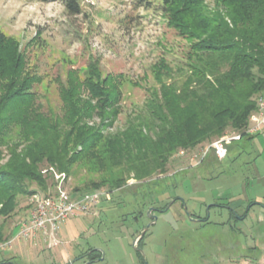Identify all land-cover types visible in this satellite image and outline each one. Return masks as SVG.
Wrapping results in <instances>:
<instances>
[{"label": "rangeland", "instance_id": "374dc122", "mask_svg": "<svg viewBox=\"0 0 264 264\" xmlns=\"http://www.w3.org/2000/svg\"><path fill=\"white\" fill-rule=\"evenodd\" d=\"M136 1L80 0L82 14L71 17L57 2L0 0V31L18 43L29 71L41 78L36 89L46 111L59 113L57 84L67 71L82 76L96 61L101 75H111L121 92L119 114L107 131L114 133L136 111L143 112L147 89L155 87L152 68L160 60L173 70L186 69L187 40L163 21L156 1L148 10ZM213 141L180 150L167 172L152 180L131 176L110 193L107 186L100 188L104 198L88 213L62 223L52 246V240L42 235L29 242L13 240L32 207L30 199H21L15 214L0 218L8 236L0 243V262L87 264L81 257L93 249L102 259L91 264H264V132L251 144L234 146L224 159L202 160L203 150ZM49 167L42 165L41 175L50 177L42 173ZM60 174L68 193L101 178L84 169L70 176ZM47 184L45 194L59 183L53 178ZM159 192L163 194L157 198L158 206L166 205L165 210L155 212L157 203L151 207L156 220L134 247L135 237L150 223L147 211ZM37 193L44 195L39 189ZM176 196L183 200L187 216L207 218L209 224L185 218L180 201L174 204ZM234 203L239 207L231 213Z\"/></svg>", "mask_w": 264, "mask_h": 264}, {"label": "trees", "instance_id": "16d2710c", "mask_svg": "<svg viewBox=\"0 0 264 264\" xmlns=\"http://www.w3.org/2000/svg\"><path fill=\"white\" fill-rule=\"evenodd\" d=\"M33 1L60 3L71 17L82 14L80 0ZM155 1L167 26L188 42L186 69L173 70L160 60L152 68L155 87L147 89L143 112L136 111L114 133L107 131L119 114L121 92L111 75H101L96 61L82 76L68 70L63 81L56 80L61 108L46 111L36 89L41 78L29 71L18 43L0 31V218L15 214L20 200L38 189L45 194L53 178L41 175L44 164L68 176L84 169L101 177L75 187L71 195L104 186L110 193L131 176L145 181L164 175L180 150H194L224 133L241 134L227 146L226 157L234 146L253 142L255 137L244 132L264 94V0L136 2L148 10ZM212 157L210 152L202 160ZM162 194L150 203L149 208L157 203L155 212L165 210L166 205L158 206ZM176 197L174 204L180 201L187 218L183 200ZM191 217L209 224L207 218ZM7 237L0 224V243ZM99 258L93 249L81 257L91 263Z\"/></svg>", "mask_w": 264, "mask_h": 264}, {"label": "built area", "instance_id": "2783aa9c", "mask_svg": "<svg viewBox=\"0 0 264 264\" xmlns=\"http://www.w3.org/2000/svg\"><path fill=\"white\" fill-rule=\"evenodd\" d=\"M87 1V0H85ZM264 132V94L257 99V110L250 116L247 136H258ZM241 134H226L213 141L203 150L202 155L211 152L219 160L227 155V146L238 142ZM58 181V186L48 194L35 193L31 196L30 212L20 220L13 240L32 241L38 235L48 236L55 245V234L59 226L71 217L84 215L95 207L106 195L104 191H95L80 196L71 195L62 186L64 174L57 173L52 167L42 171ZM54 242V243H53ZM11 243V242H10ZM8 243V246H10ZM50 248V247H49Z\"/></svg>", "mask_w": 264, "mask_h": 264}, {"label": "water", "instance_id": "95a60500", "mask_svg": "<svg viewBox=\"0 0 264 264\" xmlns=\"http://www.w3.org/2000/svg\"><path fill=\"white\" fill-rule=\"evenodd\" d=\"M167 208H169V207H167ZM153 208H149L148 209V211H147V216H148V219L150 220V223H149V225L147 226V227H145L136 237H135V239H134V241H133V246L134 247H138L137 246V243H138V241L145 235V233L147 232V230H148V227L150 226V225H152L154 222H155V220H156V218H155V216H153V214H152V212H153ZM159 211V210H158ZM184 211H186V208L184 207ZM164 212V211H163ZM188 217V219H190L191 221H194V222H197V220L196 219H192V218H190V216L188 215L187 216ZM102 258L100 257L99 258V260H101ZM98 260V259H97ZM89 263H87V264H91V262L90 261H88Z\"/></svg>", "mask_w": 264, "mask_h": 264}, {"label": "crops", "instance_id": "0c3cea01", "mask_svg": "<svg viewBox=\"0 0 264 264\" xmlns=\"http://www.w3.org/2000/svg\"><path fill=\"white\" fill-rule=\"evenodd\" d=\"M238 207H239L238 204H235V203L231 205V208H232V210H234V211H235Z\"/></svg>", "mask_w": 264, "mask_h": 264}, {"label": "flooded vegetation", "instance_id": "af4514ba", "mask_svg": "<svg viewBox=\"0 0 264 264\" xmlns=\"http://www.w3.org/2000/svg\"><path fill=\"white\" fill-rule=\"evenodd\" d=\"M197 220V222L199 223L200 221H202L201 219H196ZM97 260V259H96ZM7 263H9V262H7Z\"/></svg>", "mask_w": 264, "mask_h": 264}]
</instances>
